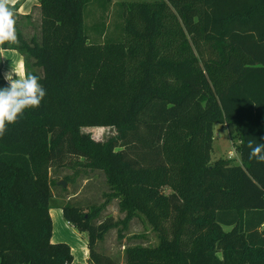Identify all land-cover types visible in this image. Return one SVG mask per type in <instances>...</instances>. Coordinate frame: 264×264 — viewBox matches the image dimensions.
I'll use <instances>...</instances> for the list:
<instances>
[{
	"label": "trees",
	"instance_id": "16d2710c",
	"mask_svg": "<svg viewBox=\"0 0 264 264\" xmlns=\"http://www.w3.org/2000/svg\"><path fill=\"white\" fill-rule=\"evenodd\" d=\"M23 1L19 43L2 48L24 56L46 96L0 138V264L73 262L50 214V170L69 157L102 171L159 238L118 263L96 250L111 226L93 223L99 208L63 205L94 264H264V163L247 147L264 143V0H133L124 39L103 42L85 29L90 0H38V24L17 13ZM216 123L241 164L212 159ZM85 127L116 133L101 141Z\"/></svg>",
	"mask_w": 264,
	"mask_h": 264
},
{
	"label": "rangeland",
	"instance_id": "374dc122",
	"mask_svg": "<svg viewBox=\"0 0 264 264\" xmlns=\"http://www.w3.org/2000/svg\"><path fill=\"white\" fill-rule=\"evenodd\" d=\"M130 1L133 0H90L84 14V25L90 40L95 42L123 40L125 35L122 11L124 5ZM35 18L37 19L34 22L38 24L39 17ZM83 130L101 141L108 140L116 133L112 127H85ZM238 143V139L229 134L226 125L216 123L212 159L232 158L235 164H241L237 151ZM230 153L233 155L230 156ZM68 160L55 164L50 170V177L53 179L51 184L53 241L71 242L77 247L82 243H88V234L71 226L62 214L60 207L69 204L79 205L85 211L99 208L95 213L93 221L95 224L106 219L111 222V226L98 240L96 250L110 255L118 263L125 261V249L128 245L158 243L157 232L142 213L129 217L121 198L113 195L102 171L81 165L82 160L76 157H69ZM60 181H64L66 186L60 184ZM77 251L80 253L78 248Z\"/></svg>",
	"mask_w": 264,
	"mask_h": 264
},
{
	"label": "clouds",
	"instance_id": "9594fccd",
	"mask_svg": "<svg viewBox=\"0 0 264 264\" xmlns=\"http://www.w3.org/2000/svg\"><path fill=\"white\" fill-rule=\"evenodd\" d=\"M15 4L16 0H0V47L6 43L10 45L19 43L13 11ZM39 79L34 74L22 73L12 66L4 74L7 86L0 87V138L6 134L8 125H13L23 118L26 110L41 105L46 90ZM247 147L250 150V160L264 163V143L249 140Z\"/></svg>",
	"mask_w": 264,
	"mask_h": 264
},
{
	"label": "crops",
	"instance_id": "0c3cea01",
	"mask_svg": "<svg viewBox=\"0 0 264 264\" xmlns=\"http://www.w3.org/2000/svg\"><path fill=\"white\" fill-rule=\"evenodd\" d=\"M18 1L19 0H16V3ZM39 6H40V3L38 0H24L19 5L17 13L21 16H30L31 21H34L35 19H37L35 17H39V21H40ZM0 59L2 61L1 74L3 76V79H4V74L9 70L10 66L19 69L22 73H27L24 56L16 49H3L2 47H0ZM50 214H51L52 221H53V237H52V241H53L54 218L52 215V209L50 210ZM62 214H63V211H62ZM57 218H59V215H57ZM70 225L73 226L72 224ZM67 243L71 246L72 254L74 256L73 262L71 264H94L90 260V251L88 248V243H82L78 247L72 244L71 242L70 243L67 242ZM77 248L79 249L80 253L77 251Z\"/></svg>",
	"mask_w": 264,
	"mask_h": 264
},
{
	"label": "water",
	"instance_id": "95a60500",
	"mask_svg": "<svg viewBox=\"0 0 264 264\" xmlns=\"http://www.w3.org/2000/svg\"><path fill=\"white\" fill-rule=\"evenodd\" d=\"M60 184H62L63 186H66V183L64 181H60Z\"/></svg>",
	"mask_w": 264,
	"mask_h": 264
}]
</instances>
